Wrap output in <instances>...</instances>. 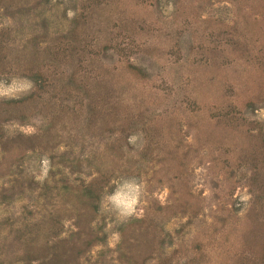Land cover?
I'll use <instances>...</instances> for the list:
<instances>
[{
    "label": "rangeland",
    "instance_id": "rangeland-1",
    "mask_svg": "<svg viewBox=\"0 0 264 264\" xmlns=\"http://www.w3.org/2000/svg\"><path fill=\"white\" fill-rule=\"evenodd\" d=\"M48 51L0 109V264H264V0H0V104Z\"/></svg>",
    "mask_w": 264,
    "mask_h": 264
},
{
    "label": "trees",
    "instance_id": "trees-1",
    "mask_svg": "<svg viewBox=\"0 0 264 264\" xmlns=\"http://www.w3.org/2000/svg\"><path fill=\"white\" fill-rule=\"evenodd\" d=\"M59 53L55 51L54 53L48 51L47 59L45 60L42 66H36L34 72L32 69L27 70L29 73V79L32 81L34 85V90L28 96H25L20 99H12L5 100L1 102L0 109H4L7 112L11 113H19L21 112L31 103L35 102L39 97V93L44 92L45 89L52 86L49 80L51 76L46 74V72L51 67V62L58 56ZM45 70H44V68ZM130 69H135L129 66ZM47 70V71H46ZM53 90V86H52ZM69 91V83H65L59 89V93H67ZM48 103V102H47ZM52 103V100H51ZM108 178L105 176H97L95 178L90 179L88 182L76 187L73 192V196L80 200L81 203L85 204V206H89L92 212L96 211L97 203L102 195L108 194L112 190V186L108 187ZM87 235L84 231L75 232L73 236H75V240H69L70 244H68L65 240H61V245L58 243H49V246L40 247L36 253H43L41 259L35 258V256H29L27 253V258L22 261V264H79L80 258L85 254V252L95 245L102 241V238L96 237H83V235ZM67 245V246H66ZM68 253V256L64 258L63 256Z\"/></svg>",
    "mask_w": 264,
    "mask_h": 264
}]
</instances>
